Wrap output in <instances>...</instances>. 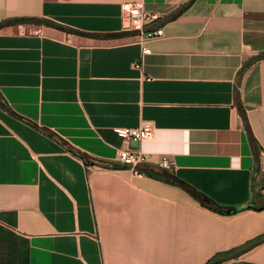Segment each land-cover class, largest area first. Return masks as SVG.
I'll list each match as a JSON object with an SVG mask.
<instances>
[{
    "label": "crops",
    "instance_id": "crops-1",
    "mask_svg": "<svg viewBox=\"0 0 264 264\" xmlns=\"http://www.w3.org/2000/svg\"><path fill=\"white\" fill-rule=\"evenodd\" d=\"M128 2L162 34L138 42ZM259 54L264 0H0V264H207L256 241L219 264H264Z\"/></svg>",
    "mask_w": 264,
    "mask_h": 264
},
{
    "label": "built area",
    "instance_id": "built-area-1",
    "mask_svg": "<svg viewBox=\"0 0 264 264\" xmlns=\"http://www.w3.org/2000/svg\"><path fill=\"white\" fill-rule=\"evenodd\" d=\"M125 17L128 19L127 31L137 32V41L144 42L145 40L160 36L162 29L157 26L152 29L145 30V25L156 21L159 18V14L155 12H148L144 10L142 2H128L122 4ZM18 31L20 33H32L33 29H26L24 25H19ZM142 52H148L146 46L142 47ZM134 66L139 68V63H134ZM114 131L118 137L123 140H137L139 142L150 138L153 135L154 127L151 123L145 122L139 126L134 127H116ZM148 160V154L143 150H129L121 149L117 155V162L119 164L126 165L135 174H145L138 169V166ZM89 164V163H87ZM109 165V166H113ZM158 165L161 168L171 170L174 167L173 160L167 155H163L158 161ZM108 167V166H106Z\"/></svg>",
    "mask_w": 264,
    "mask_h": 264
},
{
    "label": "water",
    "instance_id": "water-1",
    "mask_svg": "<svg viewBox=\"0 0 264 264\" xmlns=\"http://www.w3.org/2000/svg\"><path fill=\"white\" fill-rule=\"evenodd\" d=\"M258 58H264V54H259L257 55ZM250 63V61L246 62L245 66H247L248 64ZM254 185H255V188L254 190L252 191V194H251V200H250V203H248L247 205L245 206H249L250 204H255V203H260L262 205H264V199L262 198H256V194L257 192L262 188V185L259 181H256L254 182ZM245 206H238V207H227V208H222L220 207L219 209L224 213V214H231V213H234L240 209H242L243 207ZM259 242L256 241V242H252L251 244H248L234 252H231L227 255H224L222 257H218L214 260H211L210 262H208L207 264H219L221 262H225V261H228V260H231V259H234L238 256H240L242 253L252 249L253 247H255L256 245H258Z\"/></svg>",
    "mask_w": 264,
    "mask_h": 264
},
{
    "label": "trees",
    "instance_id": "trees-1",
    "mask_svg": "<svg viewBox=\"0 0 264 264\" xmlns=\"http://www.w3.org/2000/svg\"><path fill=\"white\" fill-rule=\"evenodd\" d=\"M21 21H22V22H30V21H32V20H31V19H25V18H23V19H21ZM256 59H257L256 57H253V58H252V61H254V60H256ZM67 147H68V149H69L70 151L75 152V153H77L78 155H80V156L84 159V161H85L86 163L93 162V159L89 158L88 156H85V155L82 154L81 152H78V151L73 150V148H71V147H69V146H67ZM145 173L148 174L149 176H153V177H157V178L165 179V177H162L163 174H159V173H157V172H153V171H151V170H146ZM182 185H183V184H182ZM183 186H184V185H183ZM201 204H202L203 206L207 207V208L210 209V210H213V211L219 212V213H221V214H224V213L219 209L220 206L217 205L216 203H214L213 201L209 200V199H206L205 201H202ZM221 255H222V254H219V255H217L216 257L221 256Z\"/></svg>",
    "mask_w": 264,
    "mask_h": 264
}]
</instances>
